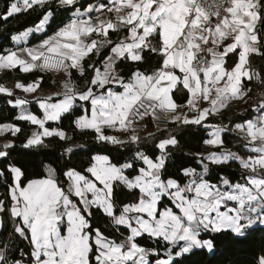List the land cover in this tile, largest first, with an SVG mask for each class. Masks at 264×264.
<instances>
[{
  "label": "snow or ice",
  "instance_id": "6c2138e0",
  "mask_svg": "<svg viewBox=\"0 0 264 264\" xmlns=\"http://www.w3.org/2000/svg\"><path fill=\"white\" fill-rule=\"evenodd\" d=\"M49 3L50 0H15L0 18L7 20L22 11L43 8ZM59 3L72 6L76 0H59ZM105 9L113 14L112 18L81 14L36 47L21 49L20 52L30 59L23 58L17 51L0 55V69L20 66L24 72L62 70L67 77L62 100L49 103L50 97L38 99L39 107L44 110L42 119L31 113L17 117L42 130L32 133L26 147L42 145L44 137L68 139L64 131L50 130L45 124L70 114L77 99L91 105L90 115L89 109L84 108V114L75 119L77 128L93 130L98 141L138 144L140 137L133 128L137 118L151 115L155 119L160 111L174 123L200 125L210 115L227 108L230 101L247 96L251 88L244 87V78L264 84V77L251 67L249 60L251 54L264 55V0H111L110 5L89 7L87 12ZM51 15V12L45 15L35 31H42ZM109 30L115 33L126 30L127 35L114 42L109 38ZM31 31L13 39H25ZM94 33L100 39L94 38ZM152 39L157 40L155 45ZM109 45L110 54L100 62L103 70L95 63L85 66L86 58L91 54L99 56L101 49ZM145 49L161 56L160 67L151 74L138 69L126 82L118 64L126 60L142 62ZM229 53L238 57L230 68L225 61ZM73 69L81 76L87 69L93 72L83 91H78L71 82ZM177 70L182 76L177 75ZM42 80L43 77L28 85L18 82L15 87L33 93ZM112 83L120 84L123 91L106 88ZM178 85L190 94L186 106L195 111L196 116L189 118L177 114L178 108L185 107L173 99ZM0 93L13 94L3 86H0ZM201 102H207L209 107H200ZM27 103L26 99H17L14 106ZM258 107L264 111V101ZM212 127L213 138L205 143L221 147L224 143L221 132L226 129ZM105 128L120 132L131 129L132 132L125 141L105 134ZM236 129L245 134L246 147L250 146L256 155L245 159L228 150L212 152L205 157L218 165L239 161L244 169L253 173L246 184L231 185L225 179L223 183L229 185L230 191H221L207 182L203 173L198 174L191 168L183 170L184 175L192 177L183 186L175 179H163L169 146L178 145L177 139L170 136L156 145L160 155L154 159L137 150L134 161H142L146 167H140L136 175L126 174L128 169L134 168V163L118 165L107 155L93 157L86 169L90 176L70 168L64 173L70 182L67 191L58 183L54 169L49 168L46 179L32 180L22 186L20 178L24 173L19 167L11 166L10 172L15 178L10 188L13 203L9 210L0 202V213L19 218L18 223L14 220V232L33 245L29 264H91L89 255L93 247L96 264H148V250L137 243V238L144 234L173 246L166 260L156 261V264H173V255L180 257L197 248H213L212 241L201 238V232L230 230L243 235L246 227L256 221L264 223V115L237 124ZM4 132L15 135L21 129L10 123L0 124V133ZM12 146L5 143L0 158L8 157L7 149ZM207 170L208 165L204 164V173ZM121 187L138 192L137 199L119 202L118 189ZM73 195L80 198L79 205L71 199ZM165 197L175 202L180 214L172 208H161ZM228 201L236 202L237 206L228 207ZM222 207L226 210L221 211ZM94 209L102 211L115 225L126 226L130 234L117 242L99 228L93 229L89 217ZM65 216L67 235H62L59 224ZM3 227L4 220L0 217V228ZM7 249L8 245L0 248V264H10ZM11 264H23V261ZM260 264H264V257Z\"/></svg>",
  "mask_w": 264,
  "mask_h": 264
},
{
  "label": "trees",
  "instance_id": "16d2710c",
  "mask_svg": "<svg viewBox=\"0 0 264 264\" xmlns=\"http://www.w3.org/2000/svg\"><path fill=\"white\" fill-rule=\"evenodd\" d=\"M95 1L78 0L72 6L61 7L59 0H50V3L43 8L34 7L28 9L9 17L7 20L0 18V54L8 52L15 46L13 41L15 35L37 25L47 13H52L47 30L53 31L67 20H70L71 14L76 9H85ZM13 2L15 0H0V17L3 16L5 10ZM118 37L116 33H110V38L114 42L117 41ZM40 38L41 36L35 35L32 37L31 42L39 40ZM152 43L155 45L157 40L152 39ZM110 47L111 45L104 47L99 56L91 54L84 61L85 66L88 63H95L98 67H101L100 62L108 55ZM143 55L144 60L142 62L126 60L118 64L120 74L125 80H128L131 74L138 69L146 74H151L155 69L160 67L161 56L147 49H145ZM236 60L237 55L235 53L228 55L226 66L230 68ZM249 60L251 67L264 77V55L253 54ZM14 71L17 72L18 70ZM71 71V77L75 80H86L88 82L93 76L91 69H87L84 76L79 75L75 70ZM6 74H11V72H7ZM39 74L40 71L36 70L26 75H19L21 79L27 81L35 78ZM45 74L49 73L45 72ZM42 84L49 85L50 81L43 80ZM251 84H253V81H248L245 82L244 86L247 88ZM173 96L177 103L183 104L188 99V92L186 89H183L182 85H178L177 89L173 92ZM9 99V96L0 94V123L11 122L21 127V132L17 135L12 136L7 134L3 136V138H8L13 141V146L7 149L9 152L8 157L0 158V172H3V175H0V202H3L9 210L12 204L10 187L13 184V176L10 172L11 166L19 167L24 173L21 178L22 186L30 180L47 176V169L52 167L55 170V177L58 183L67 191L68 178L64 173L70 168H74L81 173L87 174L86 169L93 161L94 155L105 154L110 157L113 163L118 165L125 162L134 163V168L128 169L126 174L136 175L138 169L143 166L142 161H134L137 150L155 158L160 152L156 147L159 141L174 136L178 141V145L174 147L169 146V157L166 168L162 173V178L165 180L170 178L175 179L180 184H184L188 179L184 175V169H200V165L198 164L200 157L198 153L202 150L209 131V128L205 127L204 124L196 125L171 122L168 128L154 130L151 133L152 135L143 136L138 144H111L110 142L98 141L96 139V133L93 130H79L75 126V118L82 113V109L77 106L72 109L70 114L62 116L59 121V126L71 133L69 140H61L57 136H51L45 138L42 145L26 147V135L32 126L26 121L17 119L18 111L8 104ZM31 110L41 115L40 110L36 106H31ZM252 115L253 111L249 107L238 114L230 115L229 113H225L222 116L209 117L206 123H218L222 125L226 129L223 134L224 146L244 155L246 151L243 148L246 143L240 136L233 132L232 128L235 123L246 121ZM148 126L152 128L150 123ZM69 148L72 149L71 152L67 151ZM0 150H2L1 144ZM205 178L212 184H217L225 179L231 184L245 183L248 178V173L241 170L239 164L235 161L221 165L209 163ZM118 191L119 202H133L139 195L138 192H129L122 187ZM72 198L78 201L76 197L72 196ZM163 206H172V203L168 199H163L161 201V207ZM1 217L4 220V227L0 229V248L8 245L7 255L10 264L16 260L29 263L32 260V244L29 240L24 239L18 233L14 232V220L18 223L19 218H12L8 213H2ZM89 219L93 229L99 228L107 237L113 238L117 242L124 240L130 233L126 227L114 226L111 218H108L100 210L94 209L93 215ZM200 236L202 239L212 241L215 249L214 252L209 253L205 248L194 249L192 253L175 258L173 264H176V261H179L180 264H260L261 258L264 257V227L262 226L247 228L242 236H236L228 230L219 233L210 231L201 232ZM137 243L153 250L150 254L151 263L157 258L165 257L167 253H171L173 247L162 239L158 240L148 235L138 237ZM95 252L96 249L93 247V252L90 253L91 264H96L94 259Z\"/></svg>",
  "mask_w": 264,
  "mask_h": 264
},
{
  "label": "crops",
  "instance_id": "0c3cea01",
  "mask_svg": "<svg viewBox=\"0 0 264 264\" xmlns=\"http://www.w3.org/2000/svg\"><path fill=\"white\" fill-rule=\"evenodd\" d=\"M78 0H76L77 2ZM110 5L111 4V0H96L95 2H93L92 4L88 5L85 9H76L72 14H71V19H74L76 18L77 16L81 15V14H84V16L86 17L87 15H91L93 17L95 16H99L101 19H108V18H112L113 14L112 13H109L107 12V10L105 9L103 12H91V13H88L87 12V9L89 7H92V8H98L100 5ZM59 5L61 7H65L63 5H61L59 3ZM48 14V13H47ZM46 14V15H47ZM51 18H52V15L51 17L49 18L48 22L45 24V27L42 31H35V28L36 26L40 23H38L37 25L33 26V27H30V28H27L26 30H24L23 32L25 31H28L29 29H32V31L30 32V34L25 38V39H22L20 41H17V40H14V44L15 46L10 49L8 52L10 51H17L23 58H26V59H30L26 56L25 53H22L20 52L21 49H27V48H34L36 47L37 45H39L44 39H47L48 37L52 36L53 34H55L60 28L64 27L66 24H68L70 22V20H67L65 23H63L61 26H59L58 28L54 29L53 31H48L47 30V27L51 21ZM259 27V24L257 25V28ZM21 32V33H23ZM112 31L109 30V38H110V33ZM21 33L17 34V35H20ZM115 33V32H114ZM15 35V36H17ZM41 36V38L39 40H36L34 42H31V39L33 36ZM127 35V31L126 30H122L120 31L119 33H116V36H119L120 38H123ZM93 37L94 38H97V39H100V37H96L95 36V33L93 34ZM227 43V42H226ZM111 48V47H110ZM103 49V48H102ZM101 49V50H102ZM221 50H222V47H221ZM8 52L6 53H3V54H0V55H6ZM110 54V51L108 53V55ZM232 53H229L228 55H230ZM107 55V56H108ZM253 55V54H251ZM250 55V56H251ZM227 58L228 56L225 57V61L227 63ZM250 58V57H249ZM105 59V58H104ZM238 59V57H237ZM131 61V60H130ZM237 61V60H236ZM14 70H18L17 72H15ZM74 70V69H73ZM101 70H103L102 66H101ZM36 70H33V71H30V72H24L21 70L20 66H17L16 68H12V69H0V86H3V87H6L8 89H11L12 90V95L9 96L7 95L6 93H0V94H4L6 96H9L10 99L9 101H12V103H9L8 101V104L11 106V107H14L17 109L18 111V117L21 115V114H28V113H31V114H34L36 115L38 118H43L44 116V110L41 109L39 107V103H38V99L39 98H44V99H48L49 97L51 98L50 100H48L49 103H58L60 100L63 99V85H64V82L65 80L67 79L66 75L64 72H53V73H50L48 72L49 74H45V72H42L40 71V74L37 75L35 78L33 79H30V80H23L21 79V76L20 75H26V74H29V73H32ZM76 71V70H75ZM7 72H11V74H6ZM78 73V72H77ZM20 74V75H19ZM79 74V73H78ZM6 75V76H5ZM80 75V74H79ZM177 75H181V73H179V70H177ZM41 77H43V80H48L50 81V84L49 85H43L42 82L40 83V87L37 89L36 92H33V93H28V92H25L23 91V89H19V88H16L15 85L20 82V83H23L25 85H28V84H31L35 81H38ZM2 78V80H1ZM42 80V81H43ZM127 82V80H125ZM253 81V84L249 85L247 88H251V91L248 92L247 96H245L243 99H234L232 101L229 102V105L227 108H224L222 109L218 114L216 115H210L209 117H218V116H222L223 114L225 113H229L230 115L232 114H238V113H241L243 111H245L247 108L250 107V109H252L253 111V115L250 119L248 120H256L259 116L261 115H264V111H262L261 109H259L258 105L264 101V84H261V83H258L256 82L255 79L252 80ZM71 82L74 83L76 85V88L78 91H83L86 86H87V82L86 80H75L71 77ZM244 85H245V82H248L247 78H244ZM245 87V86H244ZM106 88H111V90L115 91V92H122L123 91V87L120 85V84H116V83H112V84H109V85H106ZM174 92V91H173ZM188 92V91H187ZM259 92V94H258ZM173 95V94H172ZM189 93H188V98H189ZM257 96H259L257 98ZM17 99H26L28 101V103L26 105H23V106H14V103H15V100ZM173 99L175 100L174 96H173ZM253 99H256L258 101L257 104H252L250 103L251 100ZM188 100V99H187ZM186 100V102H187ZM176 102V100H175ZM186 102H184L183 104H179L177 103L178 105H185V107H181V108H178L177 109V114H184L186 116H188L189 118H192L194 116L197 115V113L195 111H190L188 109V107L186 106ZM31 106H36L40 112H41V115H38L37 113H35L33 110H31ZM80 107L82 109V114H84V108H88L89 109V115H90V108H91V105L89 102H84V101H80V100H76L75 101V104H74V107ZM73 107V108H74ZM200 107H209L208 103L207 102H201L200 104ZM65 115V114H64ZM63 115V116H64ZM79 115V116H80ZM79 116H77L76 118H78ZM208 117V118H209ZM75 118V119H76ZM21 120V119H20ZM246 120V121H248ZM23 121H26V120H23ZM59 121L60 120H57V121H47L46 124H45V127H48L50 130H62L64 131L66 134H67V137L68 139L66 140H69L71 138V133L60 127L59 126ZM75 121V120H74ZM246 121H243V122H238V123H235L233 125V132L240 136L244 141L245 143L247 144V140L245 139V134L242 133L241 131H239L238 129H236V125L237 124H244L246 123ZM28 122L32 127L30 128V130L27 132V135H26V140H25V145H26V142H27V139L32 135L33 132L35 131H42L41 129H39V126L38 125H33L31 124L29 121H26ZM172 122V121H171ZM6 123H10V124H14V123H11V122H5V123H0V124H6ZM175 123H180V122H175ZM75 124V123H74ZM180 124H183V123H180ZM201 124H204L205 127L209 128V131H208V137L206 140L208 139H212L213 136H212V133L214 131V128L212 126H221L222 128H224L222 125L218 124V123H206V120L203 121ZM16 126H18L20 129L21 127L17 124H14ZM79 129V128H78ZM225 129V128H224ZM81 130V129H79ZM85 130H91V129H85ZM105 131V134L107 135H115L117 137H119L120 139L122 140H125L127 141L129 139V136L131 135V132L132 130L130 131H127V132H120L118 130H115V129H111V128H105L104 129ZM154 132V129H147L145 131H138V130H135V133L139 135L140 139L143 137V136H146V135H149L151 133ZM225 131L221 132V138L223 140V134H224ZM7 134H10L12 135L10 132H4V133H0V144L3 146L5 143H11L13 144V141L11 139H8V138H3V136L7 135ZM18 133H16L15 135H17ZM15 135H12V136H15ZM51 137V136H50ZM45 138H48V137H44L43 140ZM59 138V137H58ZM176 138V137H175ZM205 140V141H206ZM246 144L244 145V151H246V154H240L239 152H237L236 150L234 149H231V148H228V147H225L224 146V143L221 147H213L211 145H208L204 142L203 144V147H202V150L198 153V156L200 157V159L198 160V164L200 165V169H195V168H191V169H195L196 172L198 174H201L203 173L204 174V179L206 180V175H207V172L204 173V164H209V163H212L210 161H208L207 159H205V157H207V155L209 153H212V152H217V153H220V152H224V151H228L230 150L231 152H234V153H237L239 156L247 159L249 156H254L256 155V153L252 152L251 150V147L248 146L246 147ZM220 148V149H218ZM160 151V150H159ZM96 155H105V154H96ZM94 155V156H96ZM159 155H160V152H159ZM158 155V156H159ZM93 156V157H94ZM157 156V157H158ZM150 157V156H149ZM110 158V157H109ZM152 158V157H150ZM154 159V158H153ZM203 160V163H201V161ZM93 162V161H92ZM91 162V163H92ZM239 164L241 170H243L244 172L248 173V177L253 175V173H251L249 170L247 169H244L240 162L239 161H235ZM125 163H131V162H125ZM124 164V163H123ZM91 165V164H90ZM89 165V166H90ZM142 167H146L145 165H143ZM51 169H53L52 167H49ZM49 168L47 169V176L45 177H42V178H38V179H33V180H39V179H46L49 175ZM84 174V173H82ZM138 174V173H137ZM54 175H55V172H54ZM85 175H88L90 176L89 173L85 174ZM13 176V184L11 185V187L15 184V178H14V174H12ZM188 179L187 181L184 183V184H181V186L185 185V184H188L189 181L192 179V177L190 176H187ZM22 178V177H21ZM20 178V180H21ZM32 181V180H30ZM28 181L25 185L23 186H27V184L30 182ZM207 181V180H206ZM224 180H222L221 182L217 183V184H213L217 187L220 188L221 191H230V187L229 185H225L223 183ZM209 182V181H207ZM69 180H68V185H67V189H68V186H69ZM210 183V182H209ZM247 181L245 183H240V184H246ZM212 184V183H210ZM229 184H231L229 182ZM236 184V183H234ZM234 184H231V185H234ZM10 187V188H11ZM189 195H194V194H189ZM74 196V195H73ZM75 197V196H74ZM78 199V201L74 200L72 197L71 199L73 200L74 203L78 204L79 205V197H76ZM89 198H91V195L89 194ZM164 199H168L171 201L172 203V206H163V207H168V208H172L174 212H176L177 214H180L179 212V209L175 207V202L172 201L170 198L168 197H165ZM3 203V202H2ZM13 203V202H12ZM228 204V207H236L237 204L236 202L234 201H228L227 202ZM12 205V204H11ZM82 207V206H81ZM161 207V208H163ZM11 208V207H10ZM71 210V209H69ZM226 210L225 208H221V211H224ZM1 214L0 213V217H1ZM255 215V214H253ZM114 226L116 227H126V226H117L113 223ZM257 226H262L264 227V223H260L259 221H256L255 223L251 224L250 226L246 227L247 228H253V227H257ZM59 227H60V230H61V234L62 235H67V227H68V221H67V217L65 216L64 219L60 222L59 224ZM127 228V227H126ZM1 229V228H0ZM96 229V228H95ZM245 229V231H246ZM130 231V230H129ZM227 231V230H225ZM230 231V230H228ZM244 231V233H245ZM233 234H235L236 236H242V235H237L236 233L232 232ZM130 234V233H129ZM144 235H147V234H144ZM244 235V234H243ZM110 238V237H109ZM110 239H113V238H110ZM205 240H209V239H205ZM141 246V245H140ZM141 247H144V246H141ZM32 248H33V245H32ZM145 249L148 250L149 254L146 256V260L148 261V264H156V261L157 260H166L169 256L170 253H167L165 257H160V258H157L156 260H154L153 263H151L150 261V254L153 252V250H150L146 247H144ZM197 249H200V248H197ZM205 249L209 252V253H213L214 252V246L211 250H209L208 248L205 247ZM179 250V249H178ZM177 250V251H178ZM186 255V254H185ZM182 257V256H180ZM175 258H178L176 256L173 255V260ZM89 260H90V255H89ZM23 264H29V263H25L23 262Z\"/></svg>",
  "mask_w": 264,
  "mask_h": 264
},
{
  "label": "built area",
  "instance_id": "2783aa9c",
  "mask_svg": "<svg viewBox=\"0 0 264 264\" xmlns=\"http://www.w3.org/2000/svg\"><path fill=\"white\" fill-rule=\"evenodd\" d=\"M40 71L39 69H37ZM43 72H63L62 70H48ZM156 116L158 118H153L151 115L144 116L142 119L137 118V121L133 124V128L138 131H145L147 129H154V130H160V129H166L169 127L171 120L170 118L164 113L157 111ZM149 123L152 128H149ZM129 129L128 131H130Z\"/></svg>",
  "mask_w": 264,
  "mask_h": 264
},
{
  "label": "rangeland",
  "instance_id": "374dc122",
  "mask_svg": "<svg viewBox=\"0 0 264 264\" xmlns=\"http://www.w3.org/2000/svg\"><path fill=\"white\" fill-rule=\"evenodd\" d=\"M258 94H259V92H258ZM258 97H259V96H257V98H258ZM250 103H252V104L254 105V104H257L258 101H257L256 99H253V100L250 101Z\"/></svg>",
  "mask_w": 264,
  "mask_h": 264
}]
</instances>
